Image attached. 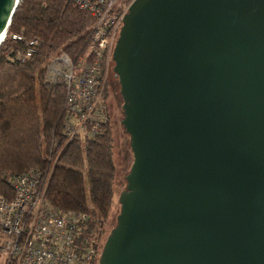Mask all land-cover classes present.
I'll return each mask as SVG.
<instances>
[{
    "label": "water",
    "instance_id": "obj_1",
    "mask_svg": "<svg viewBox=\"0 0 264 264\" xmlns=\"http://www.w3.org/2000/svg\"><path fill=\"white\" fill-rule=\"evenodd\" d=\"M111 66L131 162L98 264H264V0H133Z\"/></svg>",
    "mask_w": 264,
    "mask_h": 264
},
{
    "label": "trees",
    "instance_id": "obj_2",
    "mask_svg": "<svg viewBox=\"0 0 264 264\" xmlns=\"http://www.w3.org/2000/svg\"><path fill=\"white\" fill-rule=\"evenodd\" d=\"M115 2L121 13L131 0ZM94 24L66 0H20L0 44V196L13 198L11 177L39 172L51 207L87 216L82 231L97 250L90 264L99 260L113 201L114 140L109 120L92 137L66 136V89L47 81L46 69L59 53L75 65L91 61ZM13 34L24 41L11 40ZM32 40L38 41L36 52L17 60Z\"/></svg>",
    "mask_w": 264,
    "mask_h": 264
},
{
    "label": "built area",
    "instance_id": "obj_3",
    "mask_svg": "<svg viewBox=\"0 0 264 264\" xmlns=\"http://www.w3.org/2000/svg\"><path fill=\"white\" fill-rule=\"evenodd\" d=\"M94 21L91 61L75 65L65 53H59L47 66L46 79L63 83L66 89L65 134L92 137L108 116L103 102L104 75L101 62L112 52L123 16L115 11V0H66ZM10 39L23 42L21 34ZM38 41L27 43L17 60L30 58ZM113 53V52H112ZM41 174L29 171L8 181L13 198L0 196L1 264H90L97 250L84 237L88 218L83 213L65 212L51 207L44 198Z\"/></svg>",
    "mask_w": 264,
    "mask_h": 264
},
{
    "label": "rangeland",
    "instance_id": "obj_4",
    "mask_svg": "<svg viewBox=\"0 0 264 264\" xmlns=\"http://www.w3.org/2000/svg\"><path fill=\"white\" fill-rule=\"evenodd\" d=\"M131 2L123 7L124 10L128 9ZM127 12V11H126ZM115 45V43H114ZM114 48V46H113ZM113 52V49H112ZM112 52L107 54L101 62V68L104 75V89H103V102L106 108V113L108 116L110 131L113 136V161L115 166V180L113 186V201L110 208L109 215L101 229L102 232V242L103 245L109 235L111 229L116 224V217L119 212L118 199L119 195L123 190L125 176L128 172L131 155L128 148L124 142V136L120 128V118H121V97L119 93L117 80L112 72L111 60ZM1 264V258H0ZM98 264V262H97Z\"/></svg>",
    "mask_w": 264,
    "mask_h": 264
},
{
    "label": "bare ground",
    "instance_id": "obj_5",
    "mask_svg": "<svg viewBox=\"0 0 264 264\" xmlns=\"http://www.w3.org/2000/svg\"><path fill=\"white\" fill-rule=\"evenodd\" d=\"M3 38V37H2Z\"/></svg>",
    "mask_w": 264,
    "mask_h": 264
}]
</instances>
